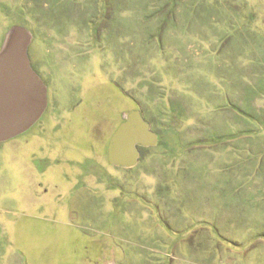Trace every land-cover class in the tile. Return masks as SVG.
I'll return each instance as SVG.
<instances>
[{
  "label": "rangeland",
  "instance_id": "1",
  "mask_svg": "<svg viewBox=\"0 0 264 264\" xmlns=\"http://www.w3.org/2000/svg\"><path fill=\"white\" fill-rule=\"evenodd\" d=\"M15 26L50 106L0 143V264H264V0H0ZM134 111L158 143L115 167Z\"/></svg>",
  "mask_w": 264,
  "mask_h": 264
},
{
  "label": "water",
  "instance_id": "2",
  "mask_svg": "<svg viewBox=\"0 0 264 264\" xmlns=\"http://www.w3.org/2000/svg\"><path fill=\"white\" fill-rule=\"evenodd\" d=\"M32 38L27 29L12 27L0 49V143L35 126L48 107L47 86L29 59ZM123 120L110 139L108 159L130 169L139 162V147L155 146L158 136L138 111L125 113Z\"/></svg>",
  "mask_w": 264,
  "mask_h": 264
},
{
  "label": "flooded vegetation",
  "instance_id": "3",
  "mask_svg": "<svg viewBox=\"0 0 264 264\" xmlns=\"http://www.w3.org/2000/svg\"><path fill=\"white\" fill-rule=\"evenodd\" d=\"M1 45H2V43L0 44V48H1ZM41 79H42V78H41ZM42 80H43V79H42ZM43 82H44V81H43ZM49 106H50V104H49V101H48V107H47L45 113L43 114L42 118L45 116V114H46V112H47ZM42 118H41V119H42ZM39 121H40V120H39ZM140 149H142V147H139V151H140ZM140 156H141V153H140ZM139 159H140V158H139Z\"/></svg>",
  "mask_w": 264,
  "mask_h": 264
},
{
  "label": "trees",
  "instance_id": "4",
  "mask_svg": "<svg viewBox=\"0 0 264 264\" xmlns=\"http://www.w3.org/2000/svg\"><path fill=\"white\" fill-rule=\"evenodd\" d=\"M143 149V148H142Z\"/></svg>",
  "mask_w": 264,
  "mask_h": 264
}]
</instances>
